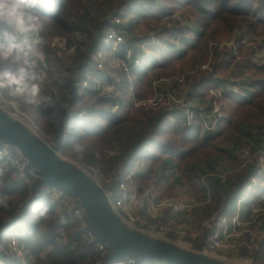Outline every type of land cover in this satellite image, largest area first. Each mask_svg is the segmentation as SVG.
<instances>
[{
  "label": "trees",
  "instance_id": "trees-1",
  "mask_svg": "<svg viewBox=\"0 0 264 264\" xmlns=\"http://www.w3.org/2000/svg\"><path fill=\"white\" fill-rule=\"evenodd\" d=\"M140 2L142 1L53 0L49 7L40 11L39 30L46 41L47 77L41 92V97L45 99L38 106L41 117L39 120H43L44 132L51 142L56 135H60L58 151L61 154L80 162L83 166L100 169L111 183L119 167L125 172L133 169L136 157L139 156L144 160L150 158L152 161L159 159L161 154L178 148L174 138L164 137L167 132L165 128L168 126L179 131L180 136L183 137V139L179 138L181 141L201 143L202 146L214 140L217 132L212 131L207 122L206 129L199 131L200 129L187 121L184 110L178 108L173 111L136 109L130 112L128 107H124L114 111L115 104H123L121 99L112 98L111 95L109 97L102 93L101 89L82 88V82L87 79L88 71L94 68L93 57L103 46L102 41L108 31L112 27L120 33L123 31L126 37L118 46L116 55L126 60L132 73L136 71L138 76H141L146 72L142 65L134 67L138 54L144 53L141 47V43L144 42L132 37V21L122 23L121 18L126 20L129 16L133 19L139 16L158 17L161 12L176 13L178 6L187 8L188 14L182 12L180 19L172 21L170 26H163L162 35L158 36L160 47H157L158 56H161L163 61L157 56L154 57L151 67L147 69L150 73H153L155 67L163 70L171 69L180 62H185L190 67L189 70H194L207 59L209 42L215 39L217 29L224 28L230 33L235 28H243V38L246 32L262 35L260 30H264V0H166L165 7L162 6L160 9L156 7L162 3L161 0H149L151 9ZM121 7H124L121 10L125 12H118ZM153 9L157 10L156 14L152 13ZM117 18H120L121 23H116ZM187 31L197 34V39H191L186 34ZM165 36H171L169 38L177 41L173 43ZM57 37L66 38L68 47L73 48L74 51L60 52L58 47L52 45ZM245 40L248 43L251 41L250 37ZM125 47L131 49L129 57ZM68 52H71L70 57L64 55ZM233 52L230 55L234 56ZM255 53L252 49H247L244 53L242 51L247 57ZM214 54L218 55V52L215 50ZM247 57L238 64L256 69L257 62ZM239 65L238 68H241ZM2 66L16 67L12 63ZM214 66L213 71L197 70L195 77H188L186 80L188 89H191L187 90L186 98L195 97L204 104L203 113L197 108L186 110H190L194 118H198V114L202 116L210 113L212 106L205 104L203 95L196 92L195 88L213 81L215 82L213 89L223 88L225 94L229 89L234 90L227 89L225 81L216 76L221 64ZM184 71L186 70L183 68L179 71L172 70L171 74ZM242 72L243 70H240L236 76L241 75ZM95 75L98 78L101 73L96 72ZM110 81L114 86L119 84L112 78ZM231 82L242 87L238 96H233L237 105L241 109H249L251 114L248 119L237 118L238 121H234L233 125L237 132L231 135L233 142L238 146L249 142L255 147L253 139L256 137L254 139L256 142L264 143V78ZM79 99L84 103L80 108L76 104ZM82 111L86 113L81 115ZM171 118H174L173 122L176 125L171 126ZM68 122H71L70 125ZM72 124L76 132L70 139L68 136ZM261 150L264 153V145ZM149 163L151 162H148V165ZM176 166L171 157L163 158V169ZM146 170L145 174H137L139 180L152 177L151 166ZM187 171L191 179L199 178V173L206 174L201 169L191 167ZM15 174L16 170L12 168L11 163L0 159V243L7 250L0 248V264H94L99 259H102L100 264H107L106 255L103 256L101 251L90 247L79 223L60 199L36 197L30 201L25 210L15 213L10 204L13 205L14 199L25 203L27 201L25 189L28 188V183L22 182L24 178L15 179ZM255 175H258V166L252 165L244 176L238 178V182H233L229 178L222 182L219 178L208 177L198 182L196 179L190 186L193 189L198 188L197 190L206 196L207 189L210 190L208 195H213L215 202V211L210 214L213 215L217 211L235 210L238 207L237 201L243 199L240 190ZM233 199H235V207H231ZM245 206L246 202L243 201L240 206L242 216L246 218L252 216L249 206H246L247 210L243 212ZM262 207L264 208V205ZM255 220L264 224L261 217H256ZM204 235L193 242L194 248L203 249ZM14 238L18 240L17 248L8 251L9 243L15 240ZM245 252L247 251L239 256H245ZM259 254L260 251L257 250L254 260L259 258ZM157 262L148 260L146 264H157Z\"/></svg>",
  "mask_w": 264,
  "mask_h": 264
},
{
  "label": "rangeland",
  "instance_id": "rangeland-1",
  "mask_svg": "<svg viewBox=\"0 0 264 264\" xmlns=\"http://www.w3.org/2000/svg\"><path fill=\"white\" fill-rule=\"evenodd\" d=\"M140 1H142L140 3L146 5V7L150 9L152 8L149 0L147 2H144V0ZM161 1L162 3H160L159 6L156 5V9H160L162 6L165 7L166 0ZM123 8L124 7H121L118 12H125V10H121ZM156 9H153L154 11L152 13L156 14ZM187 11V8L178 6L176 13L161 12L159 13L160 16L158 17L139 16L133 19L131 16H129L126 20L121 18L122 23H127L129 20L132 21V37L144 42L141 43L144 53L141 52L138 54L134 68L142 65L144 72H146L141 74V76H138V72L135 71L132 73L130 68H128L127 71L125 68V65L128 66L126 60L116 55L119 49L118 46L109 44V48L105 47L104 52H102L101 69L98 67L99 61H97V53L93 57L94 68L89 70L87 73V79L90 81L89 86L92 87V83L95 82L100 85L102 83L106 84L108 87L109 85L112 86L113 83L110 81L112 78L113 81L119 82V84L117 86H112L111 90L104 89L102 93H105L107 96L111 95L112 98L121 99L123 104H121L119 108H116L115 104L113 108L114 111L121 110L124 107H128L130 112L135 111L136 109H144L147 111L171 109L169 111H173L178 108L179 110H184L185 114L183 112L182 114L186 115L187 121L191 122L194 127L200 129L199 131L206 129L205 123L207 122V124L210 125V129L214 132H217V137L214 140H211L202 146L201 143L195 144V142L181 141L180 139H183V137L180 136L179 131L168 126V128H165L167 132L165 133L164 137H167V139L174 138V142L177 143L178 148L173 149V151L170 152L167 151L169 153H163L160 155L159 159L152 161L150 158H146L147 160H144L139 156L136 157V164L134 165L133 169H137L142 165H145L146 168L151 166L153 169V174L150 179L141 180L138 179V175L136 174L133 176L132 180L136 183L139 189L142 187L140 189L141 191H146L148 194L152 193L155 197L160 199L161 202H165L167 205L164 207L163 214L159 218L150 217L147 211H145L143 214L145 216L144 220L146 222L144 230L148 232L157 234V226L160 225V223L165 224V222L168 220V214L170 216V212L180 203H185L193 207V222L197 225L202 221H205L209 215L215 211V202L213 201L214 197L213 195L211 196V194L208 195L210 190L207 189L208 194L206 196L197 190L198 188L193 189L190 186L191 183L196 181V179L198 182L200 179L205 180L208 177L211 178L210 175L223 174V176H225L227 179L229 178L233 182H238V178L244 176V174H246L252 165L258 166V175L253 176L239 192L240 195L243 196L246 206H249L252 211V216L250 217L246 218L242 216V214L239 216V219L245 223L244 229H250L249 239L252 240V250L245 252V256L233 255L227 252L225 249L217 247L205 248L204 251L198 250L197 248H194V244L188 239H185L184 237L181 238L175 233H172L174 236L171 237H169V235L165 236L164 233H160L159 236L162 235V237L173 240L182 246L195 251H203L221 259L230 261H245L253 264H264V255L261 252L259 254V258L254 260L255 252L258 249L260 251L263 249L261 241L264 242V224L259 226V224L253 222L256 217H261L264 223V208L262 207L264 205V153L261 150L264 143L261 144L256 142L254 140L256 138L255 137L253 139L255 147L249 142V144L247 143L245 145L238 146L231 138V135L237 132L233 125L234 121H238L237 118L240 120L248 119V117L251 115L249 109H241L237 105V101L233 98V96H238V93L240 90H242V87L240 85L233 84L231 81L237 80L239 82H245L246 80L252 81V79L254 80L255 78H264V42H262L264 38V30H260L262 35H257L253 32H246L244 34L245 38H243V28H235L234 31L230 33L226 32V29L224 28L217 29L215 39L210 40L209 42V52L207 53V59L194 70H189L190 67H188V64L185 62H180L177 64V66H173L171 69L166 68L163 70L155 67L153 73L147 72V69L151 67L152 62L154 61V57L157 56L160 61H163L162 57L158 56L157 51V47H160L158 36L160 37L162 35L161 33L163 32V26H170L172 21L180 19L182 12L188 14ZM118 19L120 18H117L116 23H121ZM111 29L115 28L112 27ZM198 30H200V28H198ZM121 32L123 33V31ZM186 34L193 40L197 39V34L195 35L194 32L187 31ZM123 37L124 39L126 37L124 33ZM165 37L170 39V41L173 43L177 41L176 39L169 38L171 36ZM249 37L251 41L248 43V41L245 39ZM247 49H252L256 52L255 55L249 56L251 59H253V61L257 62L258 67H256V69L253 67H242L238 64L247 57L245 54H242V51L244 53V51ZM125 50L127 51V55L129 57V53L131 54V49L127 47ZM215 50L218 52V55L214 54ZM232 51H234V56L230 55ZM71 52H68L64 55L70 57L71 55L69 53ZM24 59L25 61H29V70L32 73L36 71L33 63L29 59ZM215 64H221V66L218 68L216 76L219 77V79H223L225 81L227 89L233 88L234 90L226 89L228 92L227 94H225L223 88L218 87L215 88V90L213 89L215 87V82L213 81L206 82L202 87L195 88L196 92H200L203 95L205 104H212V106L209 111L210 113L203 114L202 116L201 114H198V118H194L190 110L197 108L203 113L204 104L195 97L192 99L186 98L187 90H191L188 89L186 80L188 77H195L197 70L213 71ZM238 65L241 66V68H238ZM181 68L186 71L183 73L171 74L172 70L179 71ZM240 70H243L242 74L236 76V73H238ZM96 72L101 73V76H99L98 79L95 75ZM8 96L11 99L17 101L21 110L27 115L28 118H31L32 121L29 123L35 132L46 142L50 143L51 141L48 139L43 129V120H39L41 117L38 106L28 104L25 99L23 97H19V95L9 94ZM188 108L190 110L186 111ZM171 119V126L176 125V123L173 122L175 121L174 118ZM68 123L70 125L71 122ZM75 132V126L72 124L68 137L70 139L73 138ZM60 155L78 165H81L80 162L74 161L64 154L60 153ZM165 157H171L177 166L163 169V158ZM148 162L151 163L148 165ZM190 167L197 170L201 169V171H205L206 174L202 175V173H199V178L191 179V177H188L187 171V169ZM19 176V174H15V179H17ZM22 182H27V180L24 178ZM25 191L27 194V200L33 197L34 191L32 188L28 187L25 189ZM209 196L210 200H208ZM46 199L49 198L46 197ZM147 202H149V200H147ZM238 202L239 201H237V204L240 205V202ZM12 203L13 205L10 204V207L15 210V213L20 212L21 208L25 204L18 199H14ZM235 205V199H233V202H231V207H235ZM246 206L244 207L243 212L247 210ZM137 211L142 213V209L137 208ZM166 211H168V214L164 216V214L167 213ZM238 212V209L224 211L222 215L228 225L229 222L233 221V219L238 215ZM211 226H213V222H211ZM141 228H143V226ZM201 235L203 237L204 234ZM232 239H235V237L232 236L231 238H228L226 240L228 241L227 244L232 243ZM17 244V239L12 240L9 243L10 250L8 251L16 249ZM0 248L7 251L2 243H0ZM100 262H102V259L97 260L94 264H100ZM146 263H148V261H145L144 264ZM157 264L159 263L157 262Z\"/></svg>",
  "mask_w": 264,
  "mask_h": 264
},
{
  "label": "built area",
  "instance_id": "built-area-1",
  "mask_svg": "<svg viewBox=\"0 0 264 264\" xmlns=\"http://www.w3.org/2000/svg\"><path fill=\"white\" fill-rule=\"evenodd\" d=\"M34 37L39 39L40 43L31 52H26L24 58L29 59L35 66L36 71H34L33 73L38 78L36 80V83L39 85V95L41 96L45 79L47 77V64L45 53L46 41L41 35L40 30L37 33H34ZM123 42L124 37L122 33H120L118 30L111 29L110 31H108V33L103 39V46L98 50L96 54L97 61H99L98 67L100 69L102 67V52H104L105 47H108L109 44L119 46ZM52 45L54 47H58L61 50L60 52H62V50H73V48L68 47L67 40L64 37H57L56 39H54ZM125 68L128 71L127 65H125ZM89 83V80H84L82 82V88L90 87ZM112 86H114V84ZM112 86L109 85L108 87V85L103 83L100 85L97 82L92 83L93 88L101 90H111ZM19 97H23L27 102L25 96L19 95ZM41 103L42 100H40V102H33L28 104L39 106ZM76 104L77 107L80 108L83 106L84 103L81 99H79L77 100ZM115 107L119 108L120 104L117 103ZM0 108L7 111L9 114H11L27 126H29L31 129H33L29 123L32 121L31 118H28L27 115L21 110L17 101L11 99L8 96L7 90H0ZM85 113V111L80 112L81 115H84ZM0 159L5 160L7 163H11L12 168L16 170V175L19 174V177H23L27 180L28 187L34 190L35 195L36 191L34 185L36 181L41 178V175L36 171L33 166L28 164V161L23 155L22 151L18 147L13 145H3L0 147ZM78 166L82 168L90 178H92L99 186L104 189L113 210L126 225L133 229L140 230L166 240L170 239L162 237V235L159 236L160 233H164L165 236L169 235V237L174 236L172 233H175L178 234L181 238L184 237L185 239H188L191 243L199 240L202 236L201 234H206L205 244L202 249L203 251L205 250V248L217 247L223 248L227 252L238 256L243 253L244 250H252V240L249 239L250 229H244L245 223H243L239 219V216H241L242 214L240 206L244 201L243 199L239 200L240 205L237 204L238 207L236 209L239 210L238 215L233 219V221L229 222V225L228 223H226V220L222 215L224 212L222 211H217L213 215H210L206 219L207 221H202L198 225L194 224L193 207L185 203H180L176 206V208L171 211V215L168 217V220L165 222V224L160 223V225L157 226L158 233L156 234L144 230L146 225V222L144 220L145 216L143 215V213H139L140 210L138 212L137 208H141V204L144 199L149 200L146 207L148 215L153 218H159L162 216L163 209L167 205L165 204V202H161L160 199L155 197L152 193L148 194V192L146 191H141L137 187L136 183L132 180L134 175L146 173L147 170L145 165L139 166L137 169L130 170L129 172H125L122 168L119 167L115 172V179L112 183L111 180L108 179L100 169L95 167H86L83 165ZM210 176L219 178L222 182L227 179L225 176H223V174H214ZM113 183L116 184V187L114 191H110V187ZM34 195L33 197H31L32 199H34ZM38 197H48L53 200L60 199L64 206L69 210V212L79 223L80 229L90 247L96 248L97 250L101 251L103 256H107V254L110 252V249L104 242L98 240L96 233L90 226L89 220L85 214L84 209L80 206L79 200L74 195L58 186H49L44 188L43 194ZM208 200H210V197L208 198ZM28 204L24 205L21 208V211L25 210ZM211 222H213V226H211ZM253 222H256V220H253ZM256 223L259 224V226L262 225L261 222L257 221ZM142 226L143 228H141ZM232 236H234L235 239H232V243L227 244L228 241L226 240L228 238H231ZM261 245L263 249H261V251L258 249V251H260L264 255V242L261 241ZM144 263L145 261H141L134 256L127 255L123 259L114 261L112 264Z\"/></svg>",
  "mask_w": 264,
  "mask_h": 264
},
{
  "label": "water",
  "instance_id": "water-1",
  "mask_svg": "<svg viewBox=\"0 0 264 264\" xmlns=\"http://www.w3.org/2000/svg\"><path fill=\"white\" fill-rule=\"evenodd\" d=\"M59 138L58 134L52 142H46L29 126L0 108V147L6 144L18 147L28 164L41 175L34 185V198L42 195L44 188L49 186H58L74 195L98 240L110 249L106 256L107 264L127 255L163 264H253L214 257L129 227L111 207L104 189L76 163L60 155ZM115 187L113 183L110 191ZM31 200L28 199L24 205Z\"/></svg>",
  "mask_w": 264,
  "mask_h": 264
},
{
  "label": "clouds",
  "instance_id": "clouds-1",
  "mask_svg": "<svg viewBox=\"0 0 264 264\" xmlns=\"http://www.w3.org/2000/svg\"><path fill=\"white\" fill-rule=\"evenodd\" d=\"M53 0H0V90L22 95L28 103L45 99L39 95L37 76L29 70L25 53L40 43L34 37L41 27L40 11ZM6 63L16 67L2 66Z\"/></svg>",
  "mask_w": 264,
  "mask_h": 264
},
{
  "label": "crops",
  "instance_id": "crops-1",
  "mask_svg": "<svg viewBox=\"0 0 264 264\" xmlns=\"http://www.w3.org/2000/svg\"><path fill=\"white\" fill-rule=\"evenodd\" d=\"M8 95H9V92H8ZM147 204H148L147 200L144 199V200L142 201L141 208H140V209H142L141 212H142L143 214L145 213V211H147V210H146ZM166 212H167V213H165L164 216H165L166 214H168V211H166ZM170 214H171V212H170ZM168 217H169V214H168Z\"/></svg>",
  "mask_w": 264,
  "mask_h": 264
}]
</instances>
